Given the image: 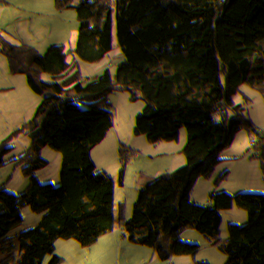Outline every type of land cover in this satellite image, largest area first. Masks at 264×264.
Instances as JSON below:
<instances>
[{"label": "trees", "instance_id": "1", "mask_svg": "<svg viewBox=\"0 0 264 264\" xmlns=\"http://www.w3.org/2000/svg\"><path fill=\"white\" fill-rule=\"evenodd\" d=\"M57 3L76 24L57 42L90 72L98 92L100 130L88 141L93 183L76 202L88 238L80 264H251L248 256H262L264 65L245 62L264 61V0H0V30ZM156 42L178 55L156 58L137 48ZM131 71L149 92L143 107L150 121L156 109L178 108L148 145L191 153L188 163L169 157L159 171L187 187L198 183L182 201L136 188L142 138ZM166 88L184 93L153 95ZM228 156L232 162L222 161ZM209 206L242 220L226 225L206 213ZM161 212L182 227L158 219ZM119 230L127 239L112 259ZM162 235L178 248L161 253L154 238Z\"/></svg>", "mask_w": 264, "mask_h": 264}, {"label": "crops", "instance_id": "2", "mask_svg": "<svg viewBox=\"0 0 264 264\" xmlns=\"http://www.w3.org/2000/svg\"><path fill=\"white\" fill-rule=\"evenodd\" d=\"M61 6L0 30V264L81 262L76 202L93 183L98 92L57 42L76 26Z\"/></svg>", "mask_w": 264, "mask_h": 264}, {"label": "rangeland", "instance_id": "3", "mask_svg": "<svg viewBox=\"0 0 264 264\" xmlns=\"http://www.w3.org/2000/svg\"><path fill=\"white\" fill-rule=\"evenodd\" d=\"M145 2V0H143ZM162 1V0H160ZM174 2H177L178 0H173ZM148 2H158V0H148ZM215 42L217 43V40L214 39ZM160 43L156 42L154 44L151 45H138L137 48L140 52H145L148 54H152L153 56H155L156 58H165L167 56H176L178 55L177 52H175L173 50L172 46H169L170 48V52L165 53V52H161L160 51ZM245 65L248 66H263L264 65V61L262 60H258V59H251L247 62H245ZM130 77H131V81H132V91H133V95H134V100H135V106L139 115V119L143 116L142 115V107H143V102H144V98L146 96L149 95V92H145V94H143L141 96V94L139 93V89H138V83L136 80V76H135V72L131 71L130 72ZM143 90V89H142ZM184 93V90H180V89H174V88H166L163 89L159 92L154 93L153 95H155L156 97L158 96H162V97H179L182 96ZM262 93L264 94V91H262ZM178 108L175 106L173 108H171V112H175ZM141 121V119L139 120V122ZM152 121L149 122L147 125L145 124V127H143L141 129V125H140V135L142 138V145L146 147V145L148 144L149 135H158L157 132L156 133H151L149 127L152 126ZM151 125V126H150ZM167 152V156L168 158L170 157H176L179 159V161L181 163H188L191 159V153L188 151H182V150H166ZM262 155L264 156V151L262 152ZM169 158V159H170ZM222 161L224 162H232L233 161V156H228L226 158H222ZM199 189V185L198 183H195L193 185H190L189 187H172L168 193L165 194V197L167 198H176L179 200H184L185 194L187 193L188 190H192L194 192L198 191ZM210 189H212V187H210ZM204 210L206 211V213L213 217L214 219H216L217 221L223 222L226 225H230V224H239L242 220V213H238V212H233V211H225L223 209H220L216 206H209V207H205ZM158 219H160L161 221L165 222L167 225L174 227V228H181L182 227V221L175 218L174 216L165 213V212H161L158 215ZM261 222L264 223V217L261 218ZM122 233H126L123 230H119L117 238L115 240V245H114V252H116V249L120 246V242H121V237H122ZM127 234V233H126ZM137 241V237L134 238L133 243H136ZM154 241L159 245V250L161 253L163 254H170L173 251H175L178 248V240L171 237V236H167V235H162L161 237H155ZM113 252V253H114ZM112 253V255H113ZM248 260L251 264H264V252L262 256H258L256 254L250 255L248 256ZM175 264H181V263H175ZM193 264H205L202 262H195Z\"/></svg>", "mask_w": 264, "mask_h": 264}, {"label": "built area", "instance_id": "4", "mask_svg": "<svg viewBox=\"0 0 264 264\" xmlns=\"http://www.w3.org/2000/svg\"><path fill=\"white\" fill-rule=\"evenodd\" d=\"M39 111V108H37ZM171 113V108H161L155 110L154 118L152 119V126L149 127L151 133L161 135L159 128L165 127L169 124L168 115ZM146 114V113H145ZM140 125V124H139ZM168 159L167 152L163 150L153 151L147 144L142 145L141 151V169L137 179L136 188L140 186H146L149 190L156 194L165 195L172 187H187L186 184L179 180H175L169 176H159V171L162 168V161ZM88 238L81 235L79 237V249L80 252L86 247Z\"/></svg>", "mask_w": 264, "mask_h": 264}]
</instances>
